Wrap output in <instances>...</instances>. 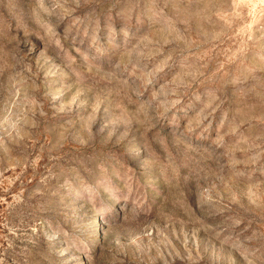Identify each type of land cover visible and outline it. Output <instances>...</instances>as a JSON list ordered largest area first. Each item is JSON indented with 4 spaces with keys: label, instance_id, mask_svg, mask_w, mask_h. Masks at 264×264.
Wrapping results in <instances>:
<instances>
[{
    "label": "clouds",
    "instance_id": "9594fccd",
    "mask_svg": "<svg viewBox=\"0 0 264 264\" xmlns=\"http://www.w3.org/2000/svg\"><path fill=\"white\" fill-rule=\"evenodd\" d=\"M0 264H264V0H0Z\"/></svg>",
    "mask_w": 264,
    "mask_h": 264
}]
</instances>
